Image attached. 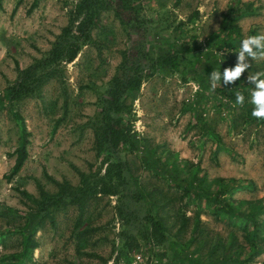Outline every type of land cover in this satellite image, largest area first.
I'll use <instances>...</instances> for the list:
<instances>
[{
  "label": "rangeland",
  "instance_id": "obj_1",
  "mask_svg": "<svg viewBox=\"0 0 264 264\" xmlns=\"http://www.w3.org/2000/svg\"><path fill=\"white\" fill-rule=\"evenodd\" d=\"M103 1L76 57L40 70L35 93L10 99L19 73L46 58L82 0H0V264H222L219 255L236 262L240 246L245 264H264V250H245L236 216L195 207L177 186L185 176L190 189L211 194L218 178L248 181L252 189L231 196L243 202L242 216L248 204L264 205V121L251 114L255 85L247 80L264 72V59H248L234 84L221 81L245 96L243 106L209 80L214 69L236 66L243 39L264 34V0H127L131 13L119 0ZM226 12L235 20L217 37ZM134 54L140 85L120 96L115 146L97 136L102 103L124 55L133 73ZM175 54L179 70L164 75L159 63ZM21 123L27 158L12 176ZM39 188L50 195L68 188L74 199L28 231L25 214L37 204L21 192L38 200ZM255 242L261 250L264 239Z\"/></svg>",
  "mask_w": 264,
  "mask_h": 264
},
{
  "label": "trees",
  "instance_id": "obj_2",
  "mask_svg": "<svg viewBox=\"0 0 264 264\" xmlns=\"http://www.w3.org/2000/svg\"><path fill=\"white\" fill-rule=\"evenodd\" d=\"M108 2H112V0H108ZM119 2L122 6L128 7L127 0H119ZM90 4H93L92 9H89ZM35 7L36 3L33 2L27 11L31 12V10ZM98 7H104L103 0H82V2L76 6L73 17L69 20L68 24L61 29L60 36H58L57 41L54 43L46 58L37 61L30 69L19 73V82L16 83V87L14 86L13 88H9L6 92L8 98L17 99L21 96L24 97L35 93L38 90L40 81L37 78L33 79L32 76L36 75L40 70L46 68L54 62L61 60L70 62L76 57L80 48L84 46V43L89 39L90 30L95 25V17L99 15L100 10L102 9ZM131 8L132 5L129 8L130 13L132 12ZM81 14H83V16L79 19ZM232 16L233 14L231 12H226L225 15H223V24L220 29L221 31L219 32L220 34L218 33L217 37H220L223 33L231 30V25L235 20ZM133 60L134 70H131L133 71L131 74L130 68L132 64H128L125 55L123 56L119 71L110 80L108 89L105 93L104 101L102 103L106 110L102 111L100 117L101 127L97 136L100 135L107 137L109 140H115V146L119 144L120 137L123 135V127L119 125L120 121L118 119L119 115L123 113V103L121 102L120 96L125 91L132 92L137 90L140 85L143 65L141 62H136V54L133 55ZM179 67V60L176 54L163 57L158 65V69L164 75L178 71ZM215 71H220L222 73L221 69ZM145 75L147 74L145 73ZM116 91H120L119 96L115 95ZM215 92L217 94H221L224 98L236 100V93L228 91L227 88L222 85L217 86L215 88ZM28 137L29 133L26 131L23 123H21L19 144L15 150L13 164L10 169V175L12 176L16 175L20 171L27 158L26 147L29 144ZM195 168L197 167H192L188 173L191 181L195 180L196 170L193 171ZM177 175H179L178 172H172L169 180L173 179L175 181ZM184 178L185 176L178 179L177 186L183 194H188V192L191 194L195 207L199 209L206 208L207 210H214L217 213V218L219 219L228 215L236 216L237 227L244 232L243 239L246 242L245 250L248 252L251 251L252 254H258L264 250V246L261 250H258V243L255 242L257 240L264 239V221L259 218L261 214H264V205H262L260 201L256 204H248L249 206L247 212L244 216H242L244 213H241L240 209L241 203L243 202L235 200L231 197L236 190L241 191L245 189H252L250 182H236L233 179L224 180L223 178H218L215 180L213 192L208 194L206 191H202L197 186L190 189V187H188V185L184 182ZM105 191L106 190L103 189V192ZM21 194L37 204V211L35 213L31 215L25 214L28 220V231H32L35 228L34 226L37 227L38 224L40 225L42 220L48 215L49 208H57L59 202L74 199V196L71 195L68 188L63 189L56 195H50L49 193L43 191L42 188H39L38 200L32 199L24 191H22ZM225 196H228L227 201L224 200ZM248 224H250V230L247 229ZM29 239L30 238L26 235L23 237L24 248L28 247ZM242 249H244V247L240 246L236 248L233 253L236 255V262L231 259L232 257L226 255V253H221L217 261L222 264H227L228 262H232V264L238 262L240 264H245L247 262V258L244 260L241 259L243 255Z\"/></svg>",
  "mask_w": 264,
  "mask_h": 264
},
{
  "label": "clouds",
  "instance_id": "obj_3",
  "mask_svg": "<svg viewBox=\"0 0 264 264\" xmlns=\"http://www.w3.org/2000/svg\"><path fill=\"white\" fill-rule=\"evenodd\" d=\"M237 55V63L234 68L224 69L223 73L213 70L210 74L211 88L214 91L217 86L222 83L227 86L234 84L239 80L242 74L250 67L246 61L264 59V34L248 36L241 41L240 48ZM264 72H256L248 75L247 80L250 84L255 85V90L251 91L250 103L254 105L252 110L253 118L264 121ZM245 96L237 92L236 104L243 106Z\"/></svg>",
  "mask_w": 264,
  "mask_h": 264
}]
</instances>
